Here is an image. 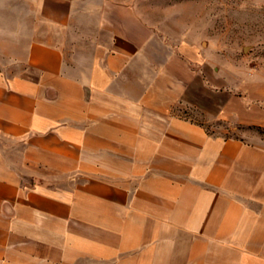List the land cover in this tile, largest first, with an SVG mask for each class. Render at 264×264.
Masks as SVG:
<instances>
[{
	"label": "crops",
	"instance_id": "1",
	"mask_svg": "<svg viewBox=\"0 0 264 264\" xmlns=\"http://www.w3.org/2000/svg\"><path fill=\"white\" fill-rule=\"evenodd\" d=\"M150 11L0 6V140L22 146L15 165L0 141V264H264V141L174 113L207 84ZM250 84L216 112L264 126Z\"/></svg>",
	"mask_w": 264,
	"mask_h": 264
},
{
	"label": "rangeland",
	"instance_id": "2",
	"mask_svg": "<svg viewBox=\"0 0 264 264\" xmlns=\"http://www.w3.org/2000/svg\"><path fill=\"white\" fill-rule=\"evenodd\" d=\"M53 0H49V2ZM152 22L166 21L169 38L191 43L193 68L206 80V101L178 105L174 113L203 125L209 135L258 144L264 141V126L236 120L216 111L235 95L244 104L258 101L255 81L264 85V0H144ZM37 0H0V6L36 5ZM173 6L165 15L159 7ZM155 6L157 11H153ZM203 97V95H202ZM256 100V101H255ZM1 141V140H0ZM15 165L20 163L22 146L1 141ZM18 145V146H17Z\"/></svg>",
	"mask_w": 264,
	"mask_h": 264
}]
</instances>
